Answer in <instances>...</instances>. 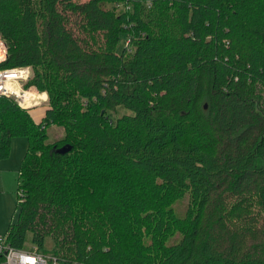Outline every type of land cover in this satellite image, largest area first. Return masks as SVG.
<instances>
[{"label": "trees", "instance_id": "16d2710c", "mask_svg": "<svg viewBox=\"0 0 264 264\" xmlns=\"http://www.w3.org/2000/svg\"><path fill=\"white\" fill-rule=\"evenodd\" d=\"M0 38V69L31 68L48 96L37 123L0 96V160L28 140L6 244L60 264H264V0H0Z\"/></svg>", "mask_w": 264, "mask_h": 264}, {"label": "rangeland", "instance_id": "374dc122", "mask_svg": "<svg viewBox=\"0 0 264 264\" xmlns=\"http://www.w3.org/2000/svg\"><path fill=\"white\" fill-rule=\"evenodd\" d=\"M83 1L89 0H76V3H83ZM124 38L117 45V50L120 51ZM27 88H23L24 90ZM46 103L37 107H30L29 113L32 115L34 122L40 121L41 117L44 116ZM46 141L47 143H53L63 136L62 126H50L46 129ZM11 145L9 147V155L4 159L0 160V235H3L8 227L9 222H14L17 218L18 209L16 208V186H17V173L19 171V163L25 156L26 147L28 144L27 138L17 137L11 138ZM186 195L181 199L175 200L173 207L177 215H182L184 209H186ZM175 234L174 237L168 239L167 243L174 242L178 237ZM28 244V243H27ZM48 244V243H46Z\"/></svg>", "mask_w": 264, "mask_h": 264}, {"label": "built area", "instance_id": "2783aa9c", "mask_svg": "<svg viewBox=\"0 0 264 264\" xmlns=\"http://www.w3.org/2000/svg\"><path fill=\"white\" fill-rule=\"evenodd\" d=\"M5 43L0 38V62L6 60ZM31 68L15 67L0 69V96L12 99L22 109H30L44 105L48 101L46 92H38L33 85L23 89L30 78ZM0 253L3 255V264H60L52 254H44L38 250H27L11 247L0 235Z\"/></svg>", "mask_w": 264, "mask_h": 264}, {"label": "crops", "instance_id": "0c3cea01", "mask_svg": "<svg viewBox=\"0 0 264 264\" xmlns=\"http://www.w3.org/2000/svg\"><path fill=\"white\" fill-rule=\"evenodd\" d=\"M33 119V118H32Z\"/></svg>", "mask_w": 264, "mask_h": 264}]
</instances>
